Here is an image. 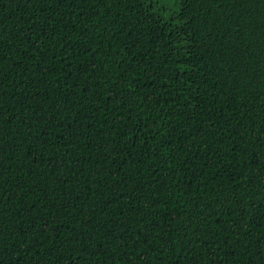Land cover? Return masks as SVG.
Here are the masks:
<instances>
[{
  "label": "trees",
  "instance_id": "1",
  "mask_svg": "<svg viewBox=\"0 0 264 264\" xmlns=\"http://www.w3.org/2000/svg\"><path fill=\"white\" fill-rule=\"evenodd\" d=\"M0 264H264V0H0Z\"/></svg>",
  "mask_w": 264,
  "mask_h": 264
}]
</instances>
